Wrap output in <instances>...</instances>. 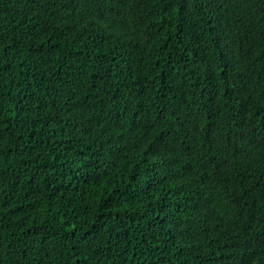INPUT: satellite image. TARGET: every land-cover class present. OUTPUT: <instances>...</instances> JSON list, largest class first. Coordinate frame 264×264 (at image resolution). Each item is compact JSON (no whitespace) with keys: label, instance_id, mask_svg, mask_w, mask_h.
<instances>
[{"label":"trees","instance_id":"16d2710c","mask_svg":"<svg viewBox=\"0 0 264 264\" xmlns=\"http://www.w3.org/2000/svg\"><path fill=\"white\" fill-rule=\"evenodd\" d=\"M0 264H264V0H0Z\"/></svg>","mask_w":264,"mask_h":264}]
</instances>
